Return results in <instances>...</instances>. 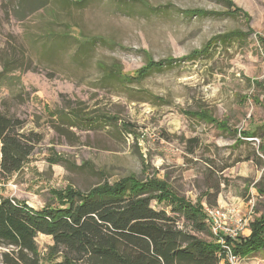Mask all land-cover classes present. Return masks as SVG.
Wrapping results in <instances>:
<instances>
[{
    "label": "rangeland",
    "instance_id": "obj_1",
    "mask_svg": "<svg viewBox=\"0 0 264 264\" xmlns=\"http://www.w3.org/2000/svg\"><path fill=\"white\" fill-rule=\"evenodd\" d=\"M229 31L243 36L181 60ZM0 111L40 137L1 195L41 209L72 191L164 184L200 208H236L228 238L241 241L264 212V0H0ZM77 112L95 122L72 125ZM35 240L49 258L51 237ZM232 256L219 264H264V248Z\"/></svg>",
    "mask_w": 264,
    "mask_h": 264
},
{
    "label": "trees",
    "instance_id": "obj_2",
    "mask_svg": "<svg viewBox=\"0 0 264 264\" xmlns=\"http://www.w3.org/2000/svg\"><path fill=\"white\" fill-rule=\"evenodd\" d=\"M64 1L83 6L89 0H80L79 4ZM237 11L233 8V12ZM240 36L243 34L238 31L218 34L203 51L181 60L207 55L213 43L237 40ZM93 42L86 39L79 46H90ZM172 63L173 60H168L160 66L165 68ZM106 71L107 75L125 82L117 64ZM134 78L128 77L131 82ZM70 120L72 125L95 122V118H86L80 112ZM22 125V120L0 111V179L18 171L40 141L38 135L19 131ZM240 133L239 142L255 136L248 131ZM196 141V138L189 140L190 149ZM261 150L264 153V146ZM166 187L130 182L111 189L93 188L86 193L72 191L64 204L41 209L0 194V244L10 247L2 253V261L5 264H219L222 258H228V252L236 256L264 248V212L253 219L249 237L231 242L225 236L224 245L207 241L200 238L210 233L202 207ZM154 200L168 201L170 213L152 205ZM38 234L52 239L47 259L38 251L35 240Z\"/></svg>",
    "mask_w": 264,
    "mask_h": 264
},
{
    "label": "built area",
    "instance_id": "obj_3",
    "mask_svg": "<svg viewBox=\"0 0 264 264\" xmlns=\"http://www.w3.org/2000/svg\"><path fill=\"white\" fill-rule=\"evenodd\" d=\"M202 211L205 215V222L209 227L210 234L218 239L219 242H223L225 236H234L241 229L242 225L236 214V208L208 206L204 204ZM228 259L233 261L234 257L229 253Z\"/></svg>",
    "mask_w": 264,
    "mask_h": 264
}]
</instances>
